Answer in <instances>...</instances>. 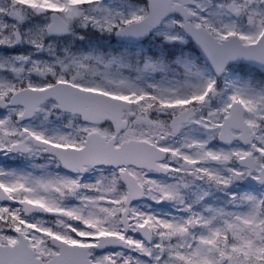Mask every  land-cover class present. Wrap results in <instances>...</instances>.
Returning a JSON list of instances; mask_svg holds the SVG:
<instances>
[{
    "label": "snow or ice",
    "instance_id": "1",
    "mask_svg": "<svg viewBox=\"0 0 264 264\" xmlns=\"http://www.w3.org/2000/svg\"><path fill=\"white\" fill-rule=\"evenodd\" d=\"M0 157V264H264V0H0Z\"/></svg>",
    "mask_w": 264,
    "mask_h": 264
}]
</instances>
